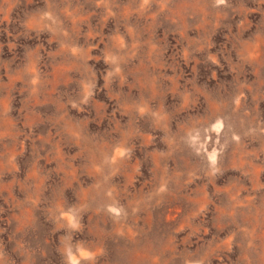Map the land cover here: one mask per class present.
<instances>
[{
	"label": "rangeland",
	"instance_id": "374dc122",
	"mask_svg": "<svg viewBox=\"0 0 264 264\" xmlns=\"http://www.w3.org/2000/svg\"><path fill=\"white\" fill-rule=\"evenodd\" d=\"M0 264H264V0H0Z\"/></svg>",
	"mask_w": 264,
	"mask_h": 264
}]
</instances>
